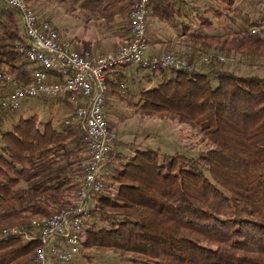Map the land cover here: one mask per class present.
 Wrapping results in <instances>:
<instances>
[{"label": "trees", "instance_id": "1", "mask_svg": "<svg viewBox=\"0 0 264 264\" xmlns=\"http://www.w3.org/2000/svg\"><path fill=\"white\" fill-rule=\"evenodd\" d=\"M44 1L53 0H28L35 10ZM135 1L82 0V7L129 25ZM209 3L204 12L219 28L226 30L225 21L240 27L222 35L193 33L190 38L200 42L188 41L190 52L183 56L213 49L264 59V37L251 33L260 24L243 16L238 0ZM151 6L155 18L172 24L177 11L167 0ZM201 20L202 31L215 29L211 19ZM21 40L15 15L1 14L0 72L28 85ZM155 75L149 77L158 85L144 87L135 108L149 118L198 128L206 149L197 158L148 147L124 156L116 141L104 191L81 236L82 253L89 259L91 253H113L126 264H264V76L237 75L220 63ZM124 76L108 79L109 98L124 100ZM67 118L54 125L35 114L0 129V264H31L41 247L37 240L2 236L3 229L32 227L77 191L89 152L84 132L65 125Z\"/></svg>", "mask_w": 264, "mask_h": 264}, {"label": "built area", "instance_id": "2", "mask_svg": "<svg viewBox=\"0 0 264 264\" xmlns=\"http://www.w3.org/2000/svg\"><path fill=\"white\" fill-rule=\"evenodd\" d=\"M155 1L136 0L129 13L128 39L115 50L96 54L63 37L55 25L40 18L28 0H0V15H15L22 36L17 48L31 75L28 85H18L0 72V91L7 90L0 103V121L28 100L65 102L73 114L64 124L84 132L89 152L77 191L64 208L51 217L33 221L30 228L2 230V236L40 242L31 264H69L82 253L81 236L96 208L97 197L104 191L112 165L110 152L118 139L106 116L109 74L119 75L134 68L151 73L170 68L193 71L237 59L234 54L212 52L187 57L174 50L150 56L147 23L153 16L151 4ZM251 33L262 36L258 29Z\"/></svg>", "mask_w": 264, "mask_h": 264}, {"label": "rangeland", "instance_id": "3", "mask_svg": "<svg viewBox=\"0 0 264 264\" xmlns=\"http://www.w3.org/2000/svg\"><path fill=\"white\" fill-rule=\"evenodd\" d=\"M167 4L177 11L172 24L162 22L154 16L148 18L147 34L153 44V46L150 44L148 50L150 56L161 52L157 48L167 51L174 50L183 56L186 51L190 52L188 41L196 44L200 42V40L190 38L193 33L201 31L204 34L222 35L226 30H238L240 27L239 24L234 27L225 21L226 30L219 28L215 24L213 14L204 12V9L210 5L209 0H167ZM237 5L244 17L260 24L254 26L253 29H258L264 37V0H238ZM36 8L40 17L55 25L63 37L73 40L81 48L87 45L90 51L93 49L104 53L112 51L120 47L129 37L127 20H120V17H117L115 23L108 22L100 15L85 10L82 7V0L44 1ZM204 17L212 20L214 30L206 26L207 29L202 31L200 23ZM213 48H215L214 45ZM210 52L218 53L213 49L208 51ZM224 68L237 75L264 76V59L238 56L234 63L225 64ZM128 70L130 71L127 73L134 78L133 82L129 80L130 77L123 80L124 100L110 97L106 110L108 122L117 133V152L129 156L137 148L148 147L167 155L180 152L188 157L197 158L203 154L206 145L198 128L149 118L143 116L135 108L134 104L138 102L141 90L144 87H156L159 80L157 78L151 80L149 75L153 73L148 70H136V68ZM6 94V89L0 91V103L6 98ZM35 114L43 122L58 125L73 114V110L62 101L28 100L21 105L19 110L5 116L0 121V129L6 132L21 118H29ZM115 191L113 188L112 192ZM69 264L126 263L113 253L104 255L91 253V259H89L83 252Z\"/></svg>", "mask_w": 264, "mask_h": 264}, {"label": "crops", "instance_id": "4", "mask_svg": "<svg viewBox=\"0 0 264 264\" xmlns=\"http://www.w3.org/2000/svg\"><path fill=\"white\" fill-rule=\"evenodd\" d=\"M149 42H150V44L153 46V44L151 43L150 40H149ZM89 48H90V47H89ZM156 48H157V47H156ZM82 49H83V48H82ZM116 49H117V48H116ZM157 49L161 51L160 53L167 51V50H163L162 48H157ZM89 50H90V49H89ZM114 50H115V49H114ZM92 52H94V53H96V54H103V53H104V52H98L97 50H94V49L92 50ZM105 53H106V52H105ZM160 53H159V54H160ZM128 71H130V70L122 71V73H123L122 75H120V74H119V75H117V74H109V75H108V79H109V80H114L117 76H123V75H125L124 78L127 79V78L130 77L129 80H130L131 82H133V78H134V77H132V76L130 75V73H127ZM126 73L129 74V75H127ZM131 74H132V73H131ZM123 80H125V79H123ZM122 86H123V88H124V85H122ZM127 89H128V88H127ZM70 115H71V114H70ZM70 115H69V116H70ZM69 116H68V117H69ZM66 118H67V117H66Z\"/></svg>", "mask_w": 264, "mask_h": 264}]
</instances>
